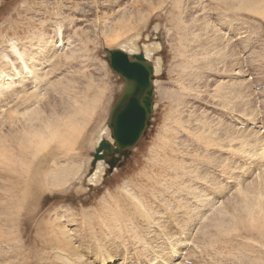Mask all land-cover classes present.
Instances as JSON below:
<instances>
[{"label": "rangeland", "instance_id": "obj_1", "mask_svg": "<svg viewBox=\"0 0 264 264\" xmlns=\"http://www.w3.org/2000/svg\"><path fill=\"white\" fill-rule=\"evenodd\" d=\"M239 2L0 0V86L7 87L2 75L16 85L0 90V264H69L73 256L75 264H264V91L255 90L264 83V19L236 10ZM14 50L34 56L26 82L14 79L21 71ZM107 50L147 56L154 107L126 159L112 172L98 162L104 173L89 182L91 155L109 139V112L124 88ZM70 102L74 110L89 102L73 145L50 126L70 117ZM32 116L47 123L28 137L22 124ZM5 150L35 157L57 150L59 166L77 174L14 221L29 183ZM110 210L106 225L100 217ZM83 214L95 219L89 224L104 235L101 244L86 233ZM46 222L65 227L69 246H44L52 235Z\"/></svg>", "mask_w": 264, "mask_h": 264}, {"label": "bare ground", "instance_id": "obj_2", "mask_svg": "<svg viewBox=\"0 0 264 264\" xmlns=\"http://www.w3.org/2000/svg\"><path fill=\"white\" fill-rule=\"evenodd\" d=\"M254 2V1H253ZM236 10L238 11H247L249 13H255V14H258V15H262V18L264 19V6L259 3L258 5H253L251 6V1L250 0H241V2H239L237 5H236ZM58 24V23H57ZM58 28H60V23L58 24ZM211 30V29H210ZM211 35L213 36H220L221 34L218 32V31H213L211 30L210 31ZM86 38V37H85ZM214 42H217L214 40ZM50 43V42H49ZM48 43V44H49ZM32 44V43H31ZM44 44V43H43ZM52 44V43H51ZM57 44H60V43H56ZM217 44V43H215ZM227 44V43H225ZM224 44V45H225ZM15 43L13 44V47H14ZM55 45V46H56ZM62 45V44H61ZM17 46V45H16ZM32 45H30L31 47ZM58 46V45H57ZM40 47V46H39ZM60 47V46H58ZM230 47V46H229ZM50 48V47H49ZM225 48V47H224ZM232 48V47H231ZM14 49V48H13ZM59 49V48H58ZM220 49V48H219ZM61 50V48H60ZM222 50V49H221ZM19 51V50H18ZM56 51V50H55ZM122 51V50H120ZM227 51V49H226ZM225 52V51H224ZM234 52V51H233ZM24 53V52H23ZM23 53L20 51L17 52L16 50H14V55L16 57V60H18L20 63H21V66H20V69L21 71L18 72L17 70H14V79H16V81H20L22 78L23 79H26V81H28V78L32 77V66H34L32 64V60L34 58V56H25V59L23 58ZM40 53V52H39ZM49 53V52H48ZM48 53L46 52V54L48 55ZM52 53V52H51ZM34 54V53H33ZM230 54H231V51H230ZM1 56V55H0ZM223 57V56H222ZM45 58V57H44ZM145 58L148 60L147 56H145ZM37 59V58H36ZM61 60L60 58L59 59H56V60H52V65H54V63L56 61H59ZM63 60V59H62ZM74 60V59H73ZM26 61H28L30 63V65L28 66L26 64ZM65 61V60H64ZM54 62V63H53ZM61 62V61H59ZM237 65V64H236ZM39 66V65H38ZM74 67V66H72ZM51 69V68H50ZM155 71V70H154ZM235 72V71H234ZM155 73V72H154ZM47 75V74H46ZM26 76V77H25ZM11 75H2V79H3V82L4 84L7 85V87L5 88L4 86H0V90H4L6 91V94L9 93V89L12 90L11 88H14L15 86L13 85V79L10 78ZM35 81H36V84L39 83V80L37 78V76H35ZM40 78V77H39ZM10 79V80H9ZM31 79V78H30ZM51 81V80H50ZM24 82V80H23ZM17 83V82H16ZM20 84V83H19ZM40 85V84H39ZM46 87V86H44ZM38 88V87H37ZM21 91V90H20ZM57 91V90H56ZM13 92V90H12ZM66 92V91H65ZM39 93V92H38ZM62 94V93H61ZM70 97V96H69ZM73 97V96H72ZM23 98H25L23 96ZM28 98V97H27ZM32 98V97H30ZM74 98V97H73ZM72 98V99H73ZM26 99V98H25ZM24 99V100H25ZM96 100L98 99L97 97L95 98ZM94 99V100H95ZM39 100V99H38ZM99 100V99H98ZM71 101V100H70ZM23 102V101H22ZM39 102V101H38ZM77 102V101H75ZM80 102V101H79ZM92 103V102H91ZM40 104V103H39ZM84 104V103H83ZM79 105V109H75L74 110V107L75 105L70 102V111H72L69 115L70 117L69 118H66V121H57L55 120L54 122L50 123V126L52 128H54L55 130H57L59 132L60 135L62 136H69L72 140L71 142V145H73L75 143V140L77 139V136L79 134V132L81 131L82 128H84V124L86 123L85 120V117H82L81 116V110L80 109H84L86 104H89V102H86L84 105ZM93 105V104H92ZM248 106V105H247ZM85 113H87V110L85 111ZM24 117H27V116H24ZM36 119V121L34 120ZM87 119V117H86ZM85 122V123H84ZM47 123V118L43 117V116H32V117H29V119H27V121H25L22 125V127L25 129V134L29 137L32 132L34 131H39V126H41L42 124H46ZM20 124V123H19ZM208 126V125H207ZM217 127V126H215ZM237 130V129H236ZM210 131V130H209ZM81 133V132H80ZM234 133V132H233ZM250 133V132H249ZM252 133V132H251ZM1 134V133H0ZM216 135V133H215ZM227 135V133H226ZM236 135V134H235ZM246 135V134H245ZM210 136H212L210 134ZM223 136V135H222ZM203 137V136H202ZM201 137V138H202ZM257 137V136H256ZM253 138V137H252ZM203 139V138H202ZM70 140V141H71ZM201 139H199L198 141H200ZM256 140H258L256 138ZM255 140L254 138V142L255 144L259 145L260 143H258L257 141ZM197 141V140H196ZM197 141V142H198ZM203 142V141H202ZM253 142V143H254ZM62 143V142H61ZM70 143V142H69ZM205 143V142H204ZM264 143V142H263ZM262 143V144H263ZM261 144V145H262ZM58 146V145H57ZM60 147V146H58ZM66 147V146H65ZM203 147V146H202ZM210 147V146H209ZM206 148V147H205ZM257 149V147H256ZM202 150V149H201ZM205 151V150H204ZM38 152L36 151V153H31L30 155L26 156L24 153H20V151L18 150V153H14L12 150H5L4 151V154H6L7 158L9 161H14L16 160L17 162H21V164L19 165V170L21 169H24L22 172H21V175H22V178H19L21 179L20 181L22 183H29L27 189L25 192L21 193V195H19V199L17 200L18 202L21 201V205H19L18 202H16V207L15 208H12L13 209V214H14V221L17 220V218L19 216H23V214H27L28 211L30 210L31 207L35 206V204L37 203L38 201V198L39 196L47 190V188L49 187H57L58 185H62V183H64L65 181L67 182V175L69 173L75 175L77 174V172H75L73 169L75 168H66L65 165L64 166H59V164H61V162L63 161V164H64V158H62V154L60 155L58 153L57 150H50L49 152H47L46 154H42V157H35L36 154ZM258 153V152H257ZM261 153V154H260ZM260 155H262L264 153V146H262L261 148V151H260ZM35 156H34V155ZM258 155V156H260ZM30 156H34L32 157V159H36L34 162H28V157ZM61 156V157H59ZM16 157V159H15ZM264 157V156H263ZM23 158V160H22ZM40 159V160H39ZM61 160V161H60ZM43 162H46L45 164L46 165H43ZM181 163V162H180ZM185 166V164H184ZM187 167V166H186ZM188 170V169H187ZM195 171V170H194ZM104 173V168L101 166V163H98L92 176H91V179H89V182H92L93 179H97L99 178L100 176H102ZM93 178V179H92ZM244 186V185H243ZM50 189V188H49ZM243 190V189H242ZM24 204V205H23ZM12 205V204H11ZM26 205V206H25ZM13 207V206H12ZM114 208V207H113ZM110 209V208H109ZM216 209V208H215ZM11 210V209H10ZM108 210V209H107ZM106 210V211H107ZM112 210V209H111ZM108 211V213L106 214H101L99 216L100 217V221H106V219L108 220L107 222H112V211ZM117 210V209H116ZM115 210V211H116ZM103 211V210H102ZM114 211V212H115ZM11 212V211H10ZM113 212V213H114ZM8 213V211H7ZM16 213V214H15ZM10 214V213H9ZM12 214V213H11ZM71 218V217H70ZM82 218L85 219V222L86 224L90 223L91 220L95 221V219L93 218L92 215L89 216V220H87V214H83L82 215ZM106 218V219H105ZM99 221V222H100ZM105 221L103 222L104 224ZM84 222V220H83ZM97 222V221H96ZM15 223V222H14ZM65 223V222H64ZM93 223V222H92ZM91 223V225H92ZM101 223V222H100ZM84 224V223H83ZM94 224V223H93ZM254 224V223H253ZM45 227L44 228H49L50 229V232L52 233L51 236H49V238L47 239L45 237V240H43V243H44V246H47L49 245V242L50 244L51 243H61L62 246H69L70 244V241L68 240V238H66L65 234H66V229L65 227H58V226H53L49 223H45L44 224ZM63 225V224H62ZM108 225V224H106ZM69 226V225H68ZM71 226V225H70ZM102 226V224H101ZM97 227L96 225L93 227L88 226V228L86 229V233H88V236L90 238H93L95 242H98L99 244H101V242L103 241L104 239V235L103 234H98L96 231H97ZM73 231V230H72ZM56 233H59V235H56ZM264 233V232H263ZM45 234V233H44ZM250 235V234H249ZM101 239V241H100ZM188 242V241H186ZM53 243V244H54ZM184 243V242H183ZM121 244V243H119ZM239 244V243H237ZM241 244V243H240ZM249 243H247L246 245H248ZM43 245V244H42ZM114 245V244H113ZM123 245V243H122ZM121 245V246H122ZM245 245V247H246ZM112 246V245H111ZM115 247H117V245H115ZM120 247V246H119ZM96 248H98L99 251H104L103 247H97L96 245ZM124 248V247H123ZM243 248V247H242ZM248 248V247H247ZM103 249V250H102ZM67 250V249H66ZM125 250V249H124ZM173 250V249H172ZM57 251V250H56ZM59 251V250H58ZM68 251V250H67ZM76 252V250H74ZM65 253V252H64ZM69 253V252H68ZM77 253V252H76ZM89 253V252H88ZM70 254V253H69ZM68 254V255H69ZM64 255V254H63ZM71 255V254H70ZM73 255V254H72ZM71 255V256H72ZM65 256V255H64ZM56 259H59L57 257H59L58 255L54 256ZM78 257L80 258V254L78 255ZM77 257V258H78ZM97 257V256H96ZM68 258V257H67ZM76 257L73 256V260L75 259ZM82 258V257H81ZM80 258V259H81ZM72 260V261H73ZM54 261V260H53ZM60 261V260H59ZM69 261V260H68ZM71 261V262H72ZM82 261V260H81ZM105 261V260H104ZM70 262V263H71ZM74 262V261H73ZM76 262V261H75ZM75 262L73 264H75ZM103 262V261H102ZM68 263V262H67ZM69 263V264H70ZM54 264V262L52 263ZM91 264V263H90ZM194 264V263H193Z\"/></svg>", "mask_w": 264, "mask_h": 264}, {"label": "water", "instance_id": "obj_3", "mask_svg": "<svg viewBox=\"0 0 264 264\" xmlns=\"http://www.w3.org/2000/svg\"><path fill=\"white\" fill-rule=\"evenodd\" d=\"M106 54L108 67L123 80L124 88L109 112L110 141H98L90 167L92 171L98 162L104 161L112 172L117 161L128 156L149 126L154 67L143 54L128 56L120 50H107Z\"/></svg>", "mask_w": 264, "mask_h": 264}]
</instances>
